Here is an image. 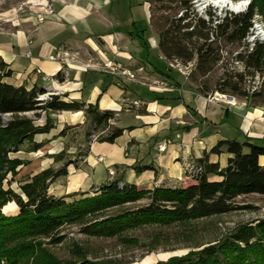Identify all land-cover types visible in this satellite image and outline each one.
Instances as JSON below:
<instances>
[{"label":"crops","instance_id":"1","mask_svg":"<svg viewBox=\"0 0 264 264\" xmlns=\"http://www.w3.org/2000/svg\"><path fill=\"white\" fill-rule=\"evenodd\" d=\"M136 5L137 0H52L53 14L45 21L36 16L30 22L0 26V60L12 73L6 82L27 89L46 86L64 101L113 111L116 118L110 125L124 130L114 143H90L68 175L50 186L57 198L114 181L147 189L180 186L186 181V168L206 154L210 163L227 166L231 156L226 148L220 155L210 154L219 142L264 143V106L209 103L171 68L158 50L157 38H147L137 21ZM144 6L148 11L146 1ZM39 11H46V6ZM106 59L122 63L135 79L104 72ZM59 73L65 75L64 82L57 80ZM58 113L64 122L57 121L50 133L35 137L43 144L40 151L52 155L67 139L59 136L65 123L83 131L87 122L83 111ZM260 162L264 165V157Z\"/></svg>","mask_w":264,"mask_h":264},{"label":"trees","instance_id":"2","mask_svg":"<svg viewBox=\"0 0 264 264\" xmlns=\"http://www.w3.org/2000/svg\"><path fill=\"white\" fill-rule=\"evenodd\" d=\"M150 1V0H149ZM174 6L163 7L173 14L161 16L159 48L167 59L188 64L197 58L196 74L207 77L222 60L224 42H242L251 30L256 16L264 23V0H249L248 10L240 14H227L222 23L213 26L194 14L193 0H157ZM242 1V0H241ZM181 17H177L179 11ZM234 15V16H233ZM247 70L246 75L261 73V89L251 95L242 92L240 84L244 74L228 77L218 84V91L246 96L251 100L264 97V42L257 44L237 57ZM12 73L0 60V256L5 259L17 258L35 249L38 238H47L52 243H61L59 236L66 225L82 226V233L88 236L113 238L122 233L146 225L169 226L196 219L231 213L238 209L235 200L246 195L264 196V143H239L236 140L219 142L210 154L220 155L226 148L231 156L227 166L209 162V155L194 161L186 168V181L180 186H157L153 189L138 187L114 181L103 186L99 194L68 202L49 193L50 186L59 178L67 176V170L46 169L34 175L20 186L21 194L5 188L8 174L17 175V168L23 163L11 155L22 151L24 145H31L37 152L42 143L35 137L50 133L55 128L47 116L43 124H37L43 113L80 112L86 114L93 131L108 129L106 137L99 141L114 143L124 133L123 129L110 125L116 118L113 111H101L98 105H87L79 101H64L60 95H52L47 101H38L47 93L46 86L27 89L16 87L6 79ZM60 82L65 75L56 76ZM33 114V116H29ZM193 166V168H191ZM148 170L150 167H143ZM216 178L218 180H212ZM144 199L149 203L134 211L99 220L97 217L114 208L135 204ZM17 206L15 216H6L2 208L8 203ZM16 203V204H15ZM31 240V242H28ZM18 245L11 252L12 245ZM158 264H264V220L255 226H244L231 240L219 245L191 252L183 257H173L166 263Z\"/></svg>","mask_w":264,"mask_h":264},{"label":"rangeland","instance_id":"3","mask_svg":"<svg viewBox=\"0 0 264 264\" xmlns=\"http://www.w3.org/2000/svg\"><path fill=\"white\" fill-rule=\"evenodd\" d=\"M138 5L135 7L137 21L142 24V29H146L145 35L148 39L157 38L159 48V33L161 16L173 14L172 11L162 9L167 6H174L168 2L159 3L157 0H137ZM148 3V11L144 6V2ZM194 7V14L198 18L205 16L200 9ZM198 1V0H197ZM200 1V0H199ZM198 1V3H199ZM212 2L214 0H211ZM239 3L249 0H231ZM52 0H0V26L2 22L25 23L30 22L40 13L42 6L51 5ZM209 5V4H208ZM211 5V4H210ZM232 11L224 9V12L215 7L208 8V15L230 13ZM183 11H179L177 17H181ZM234 16V15H233ZM259 22L262 23L261 18ZM255 35V34H254ZM247 38V37H246ZM242 42L222 44V60L214 68V70L204 78L196 74L197 58L188 64H182L175 59L165 58L161 51V55L169 62L171 68L180 74L188 86L201 95L206 97L209 103L219 101H209L211 96L220 93L226 96L235 97L237 106L240 102L250 106H264V97L256 99L248 98L230 91H218V84L221 79L234 77L237 74H244V81L240 84L242 92L251 95L254 91L261 89L263 77L261 73L254 76H248L247 70L243 63L237 58L239 54H244L251 50L252 45L247 39ZM258 41V39H257ZM186 72L184 75L181 73ZM234 81L237 79L234 77ZM49 89V87H47ZM52 91V90H48ZM47 91V92H48ZM56 93L55 91H52ZM227 101H230L228 98ZM224 102V101H222ZM247 102V103H246ZM225 105L232 106L227 102ZM232 106V107H235ZM33 116V114H29ZM49 116L54 123L62 121L63 114L43 113L36 120L37 124H43ZM68 134L70 138L68 139ZM96 134L99 141L106 137L108 129L103 128L93 131L92 124L87 120L86 127L82 131L79 128H73L65 123L62 133L59 136H66L67 139L62 146V150L55 154H49L48 151L39 150V152L31 151V145L26 143L22 151L12 154V159H18L23 164L17 168V175L8 174L5 181V188H11L16 193L21 194L20 186L27 183L34 175L42 172L43 168L50 165L55 171L60 169H68L74 163L80 162L83 151H86L90 143L93 142V135ZM52 140V139H51ZM49 140V141H51ZM58 141V140H56ZM73 148L74 152L69 153L68 148ZM51 162V164H49ZM189 167V166H188ZM187 167V168H188ZM44 171V170H43ZM100 188H92L86 192H77L69 195L68 202L96 196L99 194ZM50 193V192H49ZM53 195L52 193H50ZM54 196V195H53ZM8 203L2 208V213L6 216H14L18 214L19 209ZM149 203L148 199H144L135 204H128L123 207L114 208L98 216L99 220L111 216H115L124 211H134ZM16 204V203H15ZM237 210L219 216L196 219L181 223H175L169 226L146 225L139 228L126 231L119 236L113 238L94 237L82 233V226L66 225L59 236L63 238L61 243H52L50 239L38 238L34 242L35 249L32 252L25 253L20 257L5 259L0 256V264H158L166 263L170 258L183 257L191 252H198L212 245H219L231 240L232 236L244 226H255L260 220H264V196L252 194L241 196L235 200ZM28 242H31L29 240ZM18 245H12L11 252L15 251Z\"/></svg>","mask_w":264,"mask_h":264},{"label":"built area","instance_id":"4","mask_svg":"<svg viewBox=\"0 0 264 264\" xmlns=\"http://www.w3.org/2000/svg\"><path fill=\"white\" fill-rule=\"evenodd\" d=\"M198 1L196 0L194 2L195 8H197L199 6ZM210 6L214 7L213 5H209V6L205 7L204 9H200L198 7L200 9V12L205 15L203 18L207 22L210 21V17L208 15V8ZM220 11L224 12V9L223 10L220 9ZM52 14H53V11L50 8V5H48V6H46V11L37 14V19H38L39 22H43V21L46 20V16L52 15ZM215 14L216 15H214L212 17L213 18V26H216V25L222 23L223 20H224V14L223 15L222 14H217V13H215ZM246 37H247L246 38L247 42H249L252 45V47H251V49H252L257 44V37H256V35L252 34L250 32V30H249V32H248ZM27 56L29 57V55H27ZM101 66H102V70L104 72H106L107 74H109L110 76H112V77L121 76V77H127L129 79H135L134 74L130 70H128L126 67H124V65L122 63H120L119 61H115V60H112V59H106ZM96 68H101V67L96 66ZM37 72L40 73V71H37ZM181 73L184 74V75L186 74V72H183L182 70H181ZM186 75H189V74H186ZM50 96H52V95L49 92H47L44 95H40L38 97V101H47L50 98ZM227 98L230 101H227L226 100ZM209 101L210 102L211 101H224V102H227L228 104H230L232 106L236 105L235 97L226 96V95H223V94H220V93H216L214 96H211ZM112 121H110V123ZM93 139H94L93 142H96V139H97L96 134L93 135ZM164 150H165V147L160 148L161 152L164 151ZM98 161L103 163V162H105V158L104 157H99ZM191 168H193V166H191ZM110 175H114V172L110 171Z\"/></svg>","mask_w":264,"mask_h":264},{"label":"bare ground","instance_id":"5","mask_svg":"<svg viewBox=\"0 0 264 264\" xmlns=\"http://www.w3.org/2000/svg\"><path fill=\"white\" fill-rule=\"evenodd\" d=\"M208 4H211L221 10L226 9L232 11L229 14H240L248 10L250 2L247 3L246 1H242L239 3H234L231 0H214L213 2L211 0H200L198 7L200 9H204L205 7L209 6ZM227 14L228 13H225L224 17ZM259 19L260 17L256 16L250 32L256 35L259 42H264V26L259 22Z\"/></svg>","mask_w":264,"mask_h":264},{"label":"water","instance_id":"6","mask_svg":"<svg viewBox=\"0 0 264 264\" xmlns=\"http://www.w3.org/2000/svg\"><path fill=\"white\" fill-rule=\"evenodd\" d=\"M51 95H57L56 93H53L52 91H48Z\"/></svg>","mask_w":264,"mask_h":264}]
</instances>
